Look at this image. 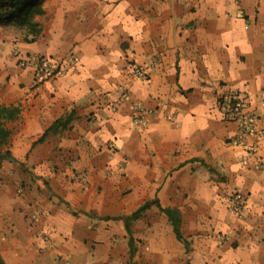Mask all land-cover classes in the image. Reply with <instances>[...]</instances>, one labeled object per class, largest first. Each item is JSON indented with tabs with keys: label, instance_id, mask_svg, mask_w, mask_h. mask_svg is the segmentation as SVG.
<instances>
[{
	"label": "crops",
	"instance_id": "obj_1",
	"mask_svg": "<svg viewBox=\"0 0 264 264\" xmlns=\"http://www.w3.org/2000/svg\"><path fill=\"white\" fill-rule=\"evenodd\" d=\"M43 7L41 32L19 47L67 70L34 86V69L18 65L0 92L1 104L21 109L7 122L9 184L0 169L6 264H264V138L245 162V146L230 141L242 132L224 115L240 92L264 131V0ZM135 62L145 77L131 72ZM71 111L69 127L34 145ZM233 192L242 217L230 210ZM153 199L180 212L185 240L153 203L131 221V242L125 217Z\"/></svg>",
	"mask_w": 264,
	"mask_h": 264
},
{
	"label": "built area",
	"instance_id": "obj_2",
	"mask_svg": "<svg viewBox=\"0 0 264 264\" xmlns=\"http://www.w3.org/2000/svg\"><path fill=\"white\" fill-rule=\"evenodd\" d=\"M15 52L19 55L20 65L25 67L31 66L34 69V86L40 85L57 73H65L67 70L64 62L52 56L24 53L19 46L15 47ZM130 69L135 76H146V71L142 64L136 62L132 63L130 65ZM123 99H128V97L124 96ZM261 102L264 105V100ZM246 107V96L240 92H233L227 97L224 113L228 120L237 123L242 132V134L233 137L230 141L233 144L245 146L246 154L243 156V160L245 162L248 161V155L254 154L258 151L260 148V141L264 138V131L261 130L259 126V114L255 111L246 110ZM135 108L141 111L140 114L135 117V121L139 124L144 123L146 121V117L143 114V110L138 105L135 106ZM174 118L175 115H171V119ZM263 166V162H258L256 164V167L258 168H262ZM19 191H21V189H19ZM229 202L230 210L234 213V215L242 217L245 212V201L241 193H231L229 195ZM219 238L226 239V235L221 234ZM65 264L74 263L70 259H66Z\"/></svg>",
	"mask_w": 264,
	"mask_h": 264
},
{
	"label": "trees",
	"instance_id": "obj_3",
	"mask_svg": "<svg viewBox=\"0 0 264 264\" xmlns=\"http://www.w3.org/2000/svg\"><path fill=\"white\" fill-rule=\"evenodd\" d=\"M44 1L45 0H0V24L3 27L16 26L25 28L27 30V38L32 35L29 40H33L36 35L41 32L40 22L35 19V16L44 12ZM17 64L20 67H25L20 65L19 55H17ZM20 111L21 109L19 105H5L0 103V160H16L9 147L12 129L7 126V122L16 119L19 116ZM74 116L75 112L71 111L67 115L61 116L55 120L34 142V145L45 141L50 133H56L69 127ZM153 203L160 206L157 199L149 200L135 210L130 216L125 217L126 228L130 235L131 221L139 218L143 211L150 207ZM161 209L169 216L178 238L185 240L180 228V212L177 209L171 208L161 207ZM130 240L131 242L133 241L132 235ZM0 264H6L1 254Z\"/></svg>",
	"mask_w": 264,
	"mask_h": 264
},
{
	"label": "rangeland",
	"instance_id": "obj_4",
	"mask_svg": "<svg viewBox=\"0 0 264 264\" xmlns=\"http://www.w3.org/2000/svg\"><path fill=\"white\" fill-rule=\"evenodd\" d=\"M27 37V30L25 28L16 26L3 27L0 24V92L8 91L13 87V85H15V82L12 80V73L14 74L16 67H19L17 64V54L15 52V47L19 46V42L21 41H30V36L29 38ZM3 160H0V169H6L5 181L9 184V182L12 181V174L9 170L16 168L15 166H11V164L8 162L3 163ZM19 169H29V166H21V168L19 166ZM2 179L3 178H0V180ZM13 183L15 184L14 180ZM21 184L24 187V181H22L20 184H17L18 186L15 190L16 194L23 193L24 189ZM19 189H21V191H19Z\"/></svg>",
	"mask_w": 264,
	"mask_h": 264
}]
</instances>
